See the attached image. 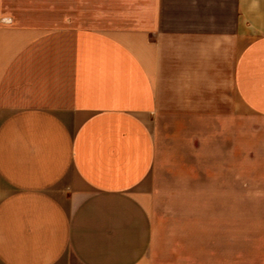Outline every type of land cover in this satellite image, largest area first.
Instances as JSON below:
<instances>
[{
	"label": "crops",
	"instance_id": "0c3cea01",
	"mask_svg": "<svg viewBox=\"0 0 264 264\" xmlns=\"http://www.w3.org/2000/svg\"><path fill=\"white\" fill-rule=\"evenodd\" d=\"M246 110L264 0H0V264H264V182L163 153Z\"/></svg>",
	"mask_w": 264,
	"mask_h": 264
},
{
	"label": "rangeland",
	"instance_id": "374dc122",
	"mask_svg": "<svg viewBox=\"0 0 264 264\" xmlns=\"http://www.w3.org/2000/svg\"><path fill=\"white\" fill-rule=\"evenodd\" d=\"M238 126H205L193 118L166 120L163 153L170 166H223L245 183L264 182V120L247 110ZM207 123V121H206ZM170 156V157H169ZM158 165L162 166L159 160ZM232 181V180H230Z\"/></svg>",
	"mask_w": 264,
	"mask_h": 264
}]
</instances>
